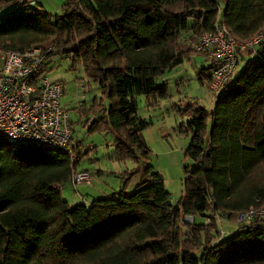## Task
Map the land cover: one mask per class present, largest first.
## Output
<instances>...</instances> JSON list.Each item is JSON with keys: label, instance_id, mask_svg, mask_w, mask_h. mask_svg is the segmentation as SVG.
Segmentation results:
<instances>
[{"label": "trees", "instance_id": "1", "mask_svg": "<svg viewBox=\"0 0 264 264\" xmlns=\"http://www.w3.org/2000/svg\"><path fill=\"white\" fill-rule=\"evenodd\" d=\"M60 11L44 0H0V46H50L73 67L82 63L95 86L83 75L87 97L73 107L77 121L87 132L111 133L112 159L131 158L133 166L123 169L119 188L72 202L60 186L86 169L80 162L88 153L72 117L76 159L0 134V264H264V219L222 234L216 218L264 204V43L255 53L238 49L244 68L216 94L214 109L191 99L179 107L180 131L191 134L185 155L194 162L184 164L176 201L149 158L143 129L152 121L138 105L140 94L150 105L168 95V79L157 83L166 71L195 52L209 56L194 44L221 20L250 39L264 24V0H224V7L220 0H64ZM216 62L198 70L201 83L209 85ZM181 212L211 221L182 228Z\"/></svg>", "mask_w": 264, "mask_h": 264}, {"label": "built area", "instance_id": "2", "mask_svg": "<svg viewBox=\"0 0 264 264\" xmlns=\"http://www.w3.org/2000/svg\"><path fill=\"white\" fill-rule=\"evenodd\" d=\"M37 6L40 0H27ZM264 43V24L250 39L237 38L229 26L221 20L214 30L203 31L194 47L206 51L217 62L212 72L210 88L222 91L232 79L239 63L238 49H253ZM36 44L27 49L0 46V134L11 143L38 144L68 152L78 158L70 144L73 125L69 108L61 102L64 84L53 79L49 71L54 55L63 49ZM54 51V52H53ZM71 57L74 53L70 54ZM95 174L90 169H76L70 183L91 184ZM62 189L64 185L60 186ZM184 193V186L182 194ZM183 213V212H181ZM195 214H182L184 220L193 222ZM217 222L264 219V204L244 210H221ZM211 221L204 215V223ZM222 234L227 230L222 228Z\"/></svg>", "mask_w": 264, "mask_h": 264}, {"label": "rangeland", "instance_id": "3", "mask_svg": "<svg viewBox=\"0 0 264 264\" xmlns=\"http://www.w3.org/2000/svg\"><path fill=\"white\" fill-rule=\"evenodd\" d=\"M63 1L44 0V6L48 10L60 13ZM220 1L224 7V0ZM245 62V59L239 61L233 74L234 79L243 70ZM72 63V59L65 53H56L50 62L49 74L53 79H62L65 83L62 103L69 108L70 115L74 120V135L84 141V151L88 150V153L81 158L80 167L90 169L96 175L91 184H79L77 188L70 182L64 184L63 195L72 202H79L81 200L88 201L93 196H99L109 190L119 188L122 184L121 173L124 168L133 166V160L129 158L123 162L112 159L113 135L111 133L87 132L86 127L77 121L78 108L73 107H79L80 102L87 97L82 92L81 82L86 73L82 63L78 64V67H73ZM209 63L208 56L202 52H195L190 59H186L184 63L166 71L162 77H158L157 83H162L165 79L169 81V93L160 100L159 104L150 105L143 94L138 95L139 114L152 121L143 129V134L151 148L149 158L151 163L155 164L166 177L174 201L182 195L184 164L194 162L185 155V150L191 141V134L180 131L179 123L185 117L180 115L179 107L185 100L191 99L198 100L208 110H212L216 104L215 95L221 92L209 89L199 79L198 70ZM86 78L90 79L87 76ZM90 82L95 86L92 79ZM210 125L211 121L209 120V127ZM99 168L102 169V173L97 172ZM141 174L139 171L131 176L127 186L128 190H132L140 182ZM83 195L86 196L85 199ZM196 221L204 222V215L197 214ZM238 223L224 220L220 230L224 228L227 230L225 234H228L237 229Z\"/></svg>", "mask_w": 264, "mask_h": 264}, {"label": "crops", "instance_id": "4", "mask_svg": "<svg viewBox=\"0 0 264 264\" xmlns=\"http://www.w3.org/2000/svg\"><path fill=\"white\" fill-rule=\"evenodd\" d=\"M204 55H205V54H204ZM245 56L248 57V53H246ZM208 57H209V58H212L211 56H208ZM232 79H234V78L232 77ZM206 85L208 86L209 89H211L210 86H209L208 84H206ZM64 93H65V85H64ZM64 93H63V94H64ZM62 96H63V95H62ZM215 96H216V95H215ZM61 102H62V97H61ZM154 166L157 168V166H156L155 164H154ZM157 169H158V168H157ZM158 170H159V169H158ZM82 193H83V192H82ZM83 197H84V199H85L86 196L83 195Z\"/></svg>", "mask_w": 264, "mask_h": 264}]
</instances>
